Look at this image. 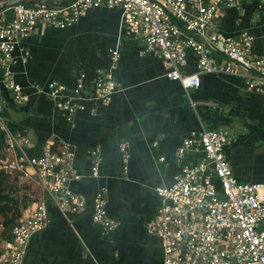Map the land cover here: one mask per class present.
Instances as JSON below:
<instances>
[{
	"label": "crops",
	"instance_id": "1",
	"mask_svg": "<svg viewBox=\"0 0 264 264\" xmlns=\"http://www.w3.org/2000/svg\"><path fill=\"white\" fill-rule=\"evenodd\" d=\"M11 1L0 0V8ZM20 4L41 5L31 0ZM14 6L0 12L13 18ZM121 16L119 9L100 8L64 30L36 24L19 42L10 66L14 82L29 96L27 103L13 101L0 70L5 126L9 132L11 126L22 129L20 137L29 142L23 145L26 156L70 146L85 175L71 189L88 201L87 210L66 218L51 205V223L32 238L24 264H163L161 242L148 230L161 206L155 189L171 186L181 165L202 158L189 154L183 164L177 161L183 141L202 129L229 133L225 151L239 181L264 183V95L247 91L243 77L224 74L203 76L201 87L187 93L165 77L167 67L160 59L144 53L141 39L123 32ZM210 29L226 38L248 32L254 37L253 54L264 56V1L242 0L221 8ZM116 49L120 58L113 75L120 88L110 104L87 102V110L68 122L50 100L49 84L63 83L72 90L86 75L85 93L93 97V83L100 71L111 69ZM196 64L189 52L185 72L194 73ZM123 143L130 145L127 174L119 153ZM96 147L102 150L97 179L91 176L90 160ZM102 187L109 215L118 223L111 233L92 218L93 200ZM31 210L32 203L23 216Z\"/></svg>",
	"mask_w": 264,
	"mask_h": 264
},
{
	"label": "built area",
	"instance_id": "2",
	"mask_svg": "<svg viewBox=\"0 0 264 264\" xmlns=\"http://www.w3.org/2000/svg\"><path fill=\"white\" fill-rule=\"evenodd\" d=\"M241 1L76 0L61 6L37 7L17 4L12 8L13 18L0 12L4 87L15 103L29 102L24 88L14 82L10 66L19 42L30 36L36 24L64 30L75 26L88 12L106 8L121 11L123 32L141 39L144 53L160 59L167 67L165 77L187 93L201 87L203 76L224 74L243 77L247 91L264 95V56L253 54L254 37L243 32L226 38L220 32L209 31L221 8L238 6ZM189 52L197 58L194 73L185 72ZM119 58V50L111 51V69L99 72L93 83V97L85 93L86 75L78 78L72 90L63 83L49 84L48 96L68 122L87 110V102L110 104L120 88L113 75ZM3 110L0 102V128L7 132V149L13 155L3 168L40 189V199L14 227L13 239L4 245L0 257V264H24L32 238L51 223V205L66 218L87 210L88 201L71 189V184L82 181L85 175L75 165L76 153L70 146L28 158L23 148L28 140L7 130ZM229 139L226 131L194 132L179 147L177 161L183 164L189 154L202 158L181 165L171 186L155 189L161 206L148 230L161 242L163 264H264V183H240L236 179L225 151ZM129 148L128 143L119 147L125 174L129 170ZM90 160L91 176L97 179L102 163L100 147L90 151ZM92 218L107 233L118 227L109 215L104 187L94 197Z\"/></svg>",
	"mask_w": 264,
	"mask_h": 264
},
{
	"label": "trees",
	"instance_id": "3",
	"mask_svg": "<svg viewBox=\"0 0 264 264\" xmlns=\"http://www.w3.org/2000/svg\"><path fill=\"white\" fill-rule=\"evenodd\" d=\"M8 128L13 135L23 136L21 128H14L12 126ZM6 137L7 132L0 128V242L3 243V247L6 243L12 241V231L19 223V220L22 218L23 213L28 209L29 205L40 199L39 187L30 182H22L18 174H9L5 172L3 168L5 162H7L8 159L11 160L13 157V155L8 152ZM232 170L234 176L239 181L233 167Z\"/></svg>",
	"mask_w": 264,
	"mask_h": 264
},
{
	"label": "water",
	"instance_id": "4",
	"mask_svg": "<svg viewBox=\"0 0 264 264\" xmlns=\"http://www.w3.org/2000/svg\"><path fill=\"white\" fill-rule=\"evenodd\" d=\"M25 0H14V1H11V3H7L5 4L3 7L0 8V11L4 10V9H7L11 6H14V5H17V4H20L21 2H23ZM31 1H34V2H38V3H41V4H53V5H56V6H61V5H66V4H70V3H73L74 1L76 0H66V1H54V0H31ZM205 104H210V103H205Z\"/></svg>",
	"mask_w": 264,
	"mask_h": 264
},
{
	"label": "rangeland",
	"instance_id": "5",
	"mask_svg": "<svg viewBox=\"0 0 264 264\" xmlns=\"http://www.w3.org/2000/svg\"><path fill=\"white\" fill-rule=\"evenodd\" d=\"M211 31L210 32H214L212 29H210ZM248 173H250V172H248ZM252 174H253V172H251ZM252 174H251V176H252ZM262 174H264V171H262V172H260V175H262ZM260 175H255L254 177H256V178H260L259 176ZM255 180V179H254ZM255 182H258V181H255Z\"/></svg>",
	"mask_w": 264,
	"mask_h": 264
}]
</instances>
